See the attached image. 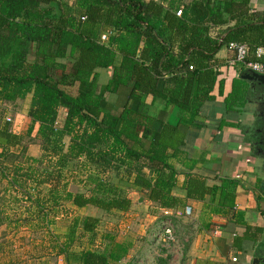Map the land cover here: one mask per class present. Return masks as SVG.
<instances>
[{"label":"trees","instance_id":"obj_1","mask_svg":"<svg viewBox=\"0 0 264 264\" xmlns=\"http://www.w3.org/2000/svg\"><path fill=\"white\" fill-rule=\"evenodd\" d=\"M260 3L0 0V182L10 203L24 204L47 228L60 213L70 220L64 241L53 246L66 264H119L128 255L115 235L98 234L100 219L79 212L127 213L130 188L163 210L219 194L220 210L242 220L234 212L237 182L209 186L186 146L189 132L205 127L206 103L223 98L228 113L251 110L253 84L243 79L249 71L229 64L234 52L227 61L218 53L245 44L248 60L264 63L257 56L264 48ZM103 70L112 74L99 86ZM29 98V123L16 132L1 108ZM174 108L176 125L164 117ZM34 144L38 158L28 154ZM182 174L186 200L172 193ZM12 214L0 208V227L31 221Z\"/></svg>","mask_w":264,"mask_h":264},{"label":"crops","instance_id":"obj_2","mask_svg":"<svg viewBox=\"0 0 264 264\" xmlns=\"http://www.w3.org/2000/svg\"><path fill=\"white\" fill-rule=\"evenodd\" d=\"M257 7L264 10V3L257 4ZM232 55L233 51L228 48L218 53V57L225 61L229 60ZM103 71L107 73L109 80L112 71ZM29 100L30 98L26 102ZM20 104L21 102H18L15 105L7 106L9 107L8 111L11 107H17ZM161 108L162 106L159 107L156 114L162 111ZM28 111L29 109L13 113L11 122L15 118L18 124L13 123L14 131L21 132L27 127L29 123ZM250 111L248 109L244 112L228 113L223 98L206 103L200 118V122L205 124V127L200 130L192 129L189 132L186 146L187 150L200 161L198 171L208 177L209 186L219 184V179L237 182L234 212L237 215H242V220L239 222L236 220L233 210L224 208L220 210L219 194L208 195L204 201H188L186 206L193 207V214L191 217H185L183 212L186 206L174 210H163L146 201L137 189L130 188L128 192L133 206L127 213L118 215L126 217L127 221H131L132 224L138 218L144 217L146 233L151 232L155 223L159 224L156 229H158L160 239H155V242L147 238L143 240L119 239V243L125 244L129 248L128 255L119 264H252L254 257L264 252V172L261 170L260 162L252 155L242 128L250 117ZM66 113V109L60 111V117L63 116L60 123L64 121ZM164 117L166 121L176 125L179 121L178 108L172 109ZM223 120L226 125L220 130L219 127ZM68 142L67 138L66 143ZM41 152L40 145L35 144L31 145L28 150V154L36 158L40 157ZM177 168L180 166L177 165ZM178 180L179 184L172 193L174 196L186 200L187 191L183 188V183L186 180L185 175H180ZM80 212L84 216L98 219H101L105 214L103 210L96 207L84 208ZM33 213V211L27 212L25 207L14 209L13 214H15L16 220L21 215L31 219L28 223L15 221L12 224L15 226L14 229L43 231L53 235L54 228L58 224H64L66 233L68 232L70 220L63 218L61 213L51 221L49 228L31 218L30 215ZM171 218L176 221L174 243L168 242L163 237L165 223ZM64 232L65 230L62 233ZM253 235L256 236V240ZM178 236L181 239H178ZM42 237L45 239L36 241L34 246L50 247L51 254L40 258L37 263L50 264V257L55 255L53 246L58 242L50 241L45 236ZM63 241L64 238H61L60 242ZM167 253L170 255L168 256ZM58 263L66 264L63 257H58Z\"/></svg>","mask_w":264,"mask_h":264},{"label":"rangeland","instance_id":"obj_3","mask_svg":"<svg viewBox=\"0 0 264 264\" xmlns=\"http://www.w3.org/2000/svg\"><path fill=\"white\" fill-rule=\"evenodd\" d=\"M108 80V75L106 72H102L100 78H99V86L104 85ZM107 99L110 103L117 104V96L116 95H107ZM9 106V105H8ZM30 106V100L29 102L23 101L21 104L17 107H2L1 109L5 108V114H4V120L7 117L13 118V113L15 111H26L29 109ZM253 107L250 105V109ZM117 110V106H116ZM251 112V111H250ZM249 112V113H250ZM248 116V114H247ZM63 116H59V122L62 120ZM17 119H13L12 123L15 125L17 124ZM20 121V119H19ZM259 170V169H258ZM6 188L5 182L2 184L0 182V208H7V211L9 212V215L11 217L12 211L14 210L13 207H25V205L16 203L12 204L10 203V198L6 197L4 189ZM70 189L72 191H78L76 185L71 184ZM129 193V192H128ZM80 215H83L82 212H79ZM142 215L144 213L142 212ZM12 218H15V214H12ZM102 221L101 230L99 231V235L103 234L104 232L111 233L112 235H115L116 238L119 240H123L125 238L129 239H136V240H143L144 238H147L151 241H156L157 239H160L157 226L155 223V227L151 230V232L146 233V228L144 226L146 221L144 217L138 218L136 221H133V224L131 221H127L128 219L126 217L120 216V215H113V216H107L104 214L102 218L100 219ZM160 223V222H158ZM172 223V222H171ZM174 226V224L172 223ZM15 226H12L9 229V227L2 225L0 227V264H38L37 260L40 258L46 257L47 254H51V251H49L50 247H44L39 248L40 246H34V243L38 240L45 239L42 236L48 237L50 241L54 242H60L61 238H64L63 236L66 233V225L64 224H58L53 230L54 234H46L45 232H33V231H21L18 229H14ZM175 228V226H174ZM65 230L64 233H62ZM157 231V232H156ZM178 236V239H181V237ZM156 239V240H155ZM54 253V252H53ZM169 256L170 254L167 253ZM172 256V255H171ZM169 259V257H168ZM172 259V258H171ZM50 264H59L58 263V256L53 255L50 257ZM48 264V263H47ZM159 264V263H158Z\"/></svg>","mask_w":264,"mask_h":264},{"label":"flooded vegetation","instance_id":"obj_4","mask_svg":"<svg viewBox=\"0 0 264 264\" xmlns=\"http://www.w3.org/2000/svg\"><path fill=\"white\" fill-rule=\"evenodd\" d=\"M253 96L250 117L242 127L248 140L249 149L261 164L264 172V85L252 82Z\"/></svg>","mask_w":264,"mask_h":264},{"label":"built area","instance_id":"obj_5","mask_svg":"<svg viewBox=\"0 0 264 264\" xmlns=\"http://www.w3.org/2000/svg\"><path fill=\"white\" fill-rule=\"evenodd\" d=\"M181 15V12L178 13ZM102 39L105 41L107 40V36H103ZM229 49L234 52L235 58L232 59L229 64L231 66L241 65L246 68L249 72L257 73V74H264V63L259 61H250L248 60L249 56V49L245 44L239 43H231L229 45ZM257 56L259 58L264 56V48H261L257 52ZM6 120L11 122V117H7ZM193 214V207L186 206L183 212L185 217H191ZM163 237L170 243H174L176 240L175 236V228L172 225L171 221H167L165 223V227L163 229Z\"/></svg>","mask_w":264,"mask_h":264},{"label":"water","instance_id":"obj_6","mask_svg":"<svg viewBox=\"0 0 264 264\" xmlns=\"http://www.w3.org/2000/svg\"><path fill=\"white\" fill-rule=\"evenodd\" d=\"M243 79L250 82H258L259 84L264 85V74L248 72L247 74L243 75ZM252 264H264V252L260 253L258 256H255Z\"/></svg>","mask_w":264,"mask_h":264}]
</instances>
